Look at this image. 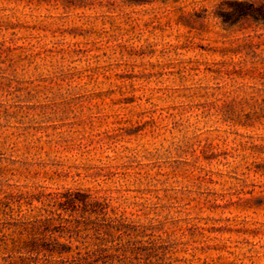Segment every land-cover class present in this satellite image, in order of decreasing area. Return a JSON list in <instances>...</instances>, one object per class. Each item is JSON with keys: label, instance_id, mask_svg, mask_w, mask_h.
<instances>
[{"label": "rangeland", "instance_id": "rangeland-1", "mask_svg": "<svg viewBox=\"0 0 264 264\" xmlns=\"http://www.w3.org/2000/svg\"><path fill=\"white\" fill-rule=\"evenodd\" d=\"M232 2L0 0V227L72 212L101 264H264V23Z\"/></svg>", "mask_w": 264, "mask_h": 264}, {"label": "trees", "instance_id": "trees-1", "mask_svg": "<svg viewBox=\"0 0 264 264\" xmlns=\"http://www.w3.org/2000/svg\"><path fill=\"white\" fill-rule=\"evenodd\" d=\"M231 6L229 12H221L222 16L227 17L226 22L250 19L264 23V1L233 0ZM86 197L80 191L63 194L60 209L76 211L78 206L88 209V204L98 205V200L87 202ZM93 212L98 211L94 209ZM89 218L83 215L76 217L72 212L68 216L52 212L49 215L16 219L11 223L12 226L0 227V249L11 252L17 258L14 262L4 261L0 264H101V256L95 253L97 250L90 249L84 242H74L75 233H81L82 228L87 227L86 220ZM104 225L107 234L113 230H123L115 222H104ZM1 259L6 260V257ZM42 259H45L44 263H41Z\"/></svg>", "mask_w": 264, "mask_h": 264}]
</instances>
